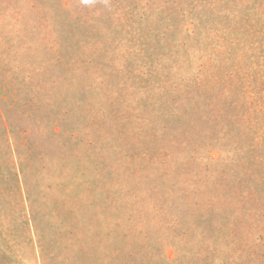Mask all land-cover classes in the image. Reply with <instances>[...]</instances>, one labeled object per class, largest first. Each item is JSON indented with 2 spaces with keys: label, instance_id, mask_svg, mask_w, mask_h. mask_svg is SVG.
Wrapping results in <instances>:
<instances>
[{
  "label": "rangeland",
  "instance_id": "obj_1",
  "mask_svg": "<svg viewBox=\"0 0 264 264\" xmlns=\"http://www.w3.org/2000/svg\"><path fill=\"white\" fill-rule=\"evenodd\" d=\"M0 264H264V0H0Z\"/></svg>",
  "mask_w": 264,
  "mask_h": 264
}]
</instances>
